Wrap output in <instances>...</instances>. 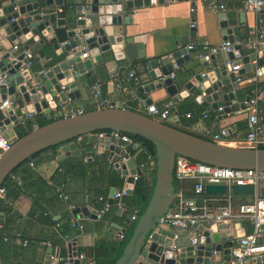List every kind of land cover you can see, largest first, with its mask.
I'll return each instance as SVG.
<instances>
[{
    "label": "water",
    "instance_id": "95a60500",
    "mask_svg": "<svg viewBox=\"0 0 264 264\" xmlns=\"http://www.w3.org/2000/svg\"><path fill=\"white\" fill-rule=\"evenodd\" d=\"M87 1L90 7L84 17L88 19V22L75 21L74 27L66 31L67 38L74 41L59 49L52 30L65 26L62 18L63 12H61L65 0H0V39L5 37L11 46H15L16 42L25 44L31 40L34 43L40 36L57 51L58 59L62 58L49 68L45 79L40 81L35 90L33 85L38 79L31 73V70L18 72L22 54L13 55L0 49V90H4L0 93V103L18 94V105L26 113L47 115L57 100L65 102V98H68L69 101H73L79 97L74 79L90 71L92 64L101 60L100 54L107 52L121 68L135 64L146 66L145 75L149 84L145 87H137V93H150L154 89L164 87L167 96L176 95L173 80L169 78V75L173 71L172 66L179 68L190 61L191 51L185 50L187 41L181 39L176 42L173 51L160 59L154 57L146 59L142 53L145 35L126 36L125 27L130 24V18L126 12L155 4L187 0ZM53 7L57 10H53ZM80 9L81 7L75 8L76 16L79 15ZM256 18L260 26L264 27V10L256 13ZM217 21L221 34L225 36V41L232 43L238 40L237 29L244 24V14H237L235 17L234 12H222L217 15ZM36 44L38 45L39 42ZM81 46H85L88 50V60L79 58L82 51H77L79 50L77 48ZM232 54L240 57L243 71L254 69L250 63L255 61L256 55L242 57L239 47H233ZM232 54L224 56L218 53L201 59L199 61L201 66L209 67L210 72L202 76L194 75L195 83H186L184 86L189 92L198 89L202 96L197 95L195 99L209 104L210 109L219 117L232 104L233 97L225 91L228 85L225 66L216 65V60L221 59L224 63L226 59H231ZM260 55L264 58V47ZM261 64L262 60L258 59L257 65L261 66ZM70 67L75 71L73 75ZM155 81L157 82L153 85ZM86 86L87 84L83 83V87ZM61 87H65L68 91L65 94L62 93ZM49 100L52 102L48 106L46 102ZM144 105L147 112L154 109L148 100L144 101ZM68 107L70 109L69 105ZM218 108L219 111H217ZM257 119L258 124L264 126V103L257 111ZM21 121L22 117L18 116V112L12 108L0 111V133L11 130L16 123ZM111 132L128 134L148 141L153 147L154 161L153 183L149 199L139 213L129 237L123 242V248L113 264H141V260L152 264H209L211 251L219 252L226 263L229 256L228 250L225 249L232 246L234 238L244 235L238 224L233 225L232 231H227L222 224L211 225L208 232H203L202 227L197 225V231L201 232L198 245L194 247L187 245L174 256L169 252L168 242L156 231L159 219L166 213L171 200L175 197L172 181L174 157H183L215 168L264 173V149L215 144L160 123L146 114L109 103L104 109L87 111L74 118L53 120L15 139L8 150L0 155V186L16 167L48 148L58 149L57 161L68 156L79 157L80 153L76 151L78 144L76 140L88 134L98 133L101 136L97 138L96 147L90 152L97 155L107 152L106 159L110 163L109 169L114 175L123 178V187L126 189V195L129 196L133 183L132 177H140L141 171L137 163L126 155L123 156V163H119L121 149L118 142L117 144L110 143L108 136ZM114 191L115 189L112 188L107 198L109 203H112L111 197ZM204 192L208 195H222L224 187L206 185ZM231 193L234 196H248L250 188L232 186ZM259 197L264 198V189H260ZM136 209L137 207L134 210ZM78 212L83 216H91V213L84 208L74 210L75 214ZM116 213L121 219L128 215L127 210H116ZM75 256V253H69L67 264H80ZM259 260L264 261V256Z\"/></svg>",
    "mask_w": 264,
    "mask_h": 264
},
{
    "label": "crops",
    "instance_id": "0c3cea01",
    "mask_svg": "<svg viewBox=\"0 0 264 264\" xmlns=\"http://www.w3.org/2000/svg\"><path fill=\"white\" fill-rule=\"evenodd\" d=\"M224 5V12H234L244 14V24L237 29L238 39H246L248 32L252 29H258L264 32V27L260 26L256 13L243 10V0H218ZM89 4L87 0H65L63 6L64 27L54 28L52 35L56 43L70 42L66 36V31L74 27L77 21L75 8ZM193 8L194 11L189 10ZM57 10L56 8H52ZM58 12H60L58 10ZM78 12V11H77ZM219 13L208 12L203 9L200 0H187L181 2H168L167 4L152 5L141 7L126 12L130 18V24L125 27L126 36L145 35L143 42V57L160 59L167 55L176 46V42L181 39L187 41V45H193L195 49L190 54V61L183 64L179 68L173 67V84L176 89V95L167 96L164 87L154 89L150 93H137L136 88L139 86H147L149 84L145 75L144 66L135 64L134 66L121 68L115 63L110 53H101V60L92 64L91 70L85 72L84 75L74 79V83L79 93V97L64 104V108L50 109L47 115L43 113L33 115L31 120H22L15 124L11 130L4 132L6 136L16 139L15 128L19 125L20 130L31 129V123L36 125L43 124L49 120H57L63 117V113L69 110L90 108L88 103L93 92L100 93L109 103L114 106L121 105L127 107L137 113L146 114V106L144 101H150L154 109L161 110L168 101H173L171 113L178 116V122L174 124L177 128L203 137V131L216 133L219 129H226L228 138L242 136L246 127V112L243 111L241 102L248 96L250 84L247 82L254 70L243 71L239 74L244 80L241 84L232 83L228 74L227 67L221 59L216 60V65L225 66L226 78L228 85L225 91L230 93L236 104H230L222 113L217 116L204 101H197L195 97L200 91L194 89L189 92L185 90L186 83H195L194 75L201 73L207 74L210 68H203L200 60L196 55L199 53V46L203 43L209 45H219L225 36L221 34L218 25L217 15ZM193 27H189L190 24ZM53 28V26H51ZM39 44L37 45L36 43ZM18 51L13 52L17 55L24 49H30L34 55L31 73L37 77V73L45 68H51L53 64L60 61L59 55L52 45L40 37L36 42L31 40L25 44L15 43ZM11 47L6 38L0 39V49L8 51ZM264 45L260 48L256 55L254 69L259 68L257 60H262L261 66L264 67V58L260 55ZM177 48V47H176ZM80 51L85 46L77 48ZM242 57L253 55L246 49H241ZM42 59L48 60L43 63ZM89 56L87 59L88 60ZM231 60L235 63L240 62V57L232 54ZM252 62L250 63V65ZM133 72L138 77V82L134 83L128 78V73ZM157 81L153 82L156 83ZM83 83L87 86L83 87ZM257 86L264 90V74L257 78ZM4 90H0L3 93ZM178 96L179 98H177ZM14 98L19 101L18 94L7 98ZM264 103V94L260 95L257 100V111ZM21 112H24L21 107ZM93 110V109H92ZM189 113L190 117L185 119L183 115ZM147 115V114H146ZM32 130V129H31ZM97 133L82 136L76 140V151L80 153L79 157H64L57 161L58 149L53 156L51 152L39 153L34 159L20 164L14 169L13 175L17 183L6 187V207L0 208L1 212V230L0 233L7 237L18 235L20 239L27 242L25 246L14 243H0V264H56L49 260L50 256L67 260L69 253L80 254L84 260L80 264H95L93 261L94 253L100 259H116L119 251L123 246V240L118 239L120 233L124 238L129 233V229H123L121 218L116 210L110 209L105 213L101 220L86 223L81 231L70 227V223L83 216L80 212L74 213L75 209L84 208L88 212L90 209L98 207L96 198L101 196L108 198L112 188L117 190V185L123 187V178L111 173L107 161V152L97 155L91 153L90 150L96 147ZM110 143L117 144L110 136ZM128 158L134 160L137 164L143 161L140 147L137 145L127 146ZM29 162L33 165L30 167ZM128 177V176H127ZM131 185L129 196L123 198L127 214L135 211L137 217L139 208L132 206V194L135 183L150 189L153 183L152 169L145 168L141 170V176ZM189 184L184 182L180 185L184 194H188ZM58 192H62L67 196V203L60 200ZM251 196H235L233 203H247ZM69 204L72 209H67ZM127 204V205H126ZM168 210V209H167ZM136 222V221H135ZM134 222V223H135ZM133 223V224H134ZM131 224V227L133 226ZM239 229L247 234L249 232L248 223L244 220L238 221ZM130 227V228H131ZM156 231L161 235H169L171 229L165 227H156ZM239 231V230H238ZM65 237V238H64ZM180 249L188 245L187 239L182 235L178 241ZM228 250V249H225ZM214 259L217 263L224 264L223 256L218 254ZM258 259V258H256ZM254 259L246 264H264V261ZM141 264H152L145 260H141Z\"/></svg>",
    "mask_w": 264,
    "mask_h": 264
},
{
    "label": "built area",
    "instance_id": "2783aa9c",
    "mask_svg": "<svg viewBox=\"0 0 264 264\" xmlns=\"http://www.w3.org/2000/svg\"><path fill=\"white\" fill-rule=\"evenodd\" d=\"M200 3L204 10L213 13H222L226 10L223 4L218 0H200ZM89 4L81 6L80 13L76 20H83L88 22V19L84 17L86 11L89 10ZM243 10L247 12L258 13L264 10V0H243ZM193 12L194 9L189 10ZM189 27H193L191 23ZM70 42H62L58 44V48L62 49L68 46ZM264 45V32L258 29H252L248 32V37L246 39H238L229 43L223 40L219 45H209L203 43L199 46V53L196 55L198 60H201L208 56H213L215 54L229 55L233 53V47H239L240 49H246L250 51L253 55H257L260 48ZM195 47L193 45L185 46V50L193 51ZM18 51L17 46H11L8 49V53ZM81 54L79 58L85 60L88 58L85 49H81ZM22 54V60L18 68V72H24L31 70L33 66L34 55L30 50L24 49L20 51ZM19 53V54H20ZM48 60L42 59L43 63H47ZM256 62L252 61L251 65H255ZM224 65L228 68V74L231 77L232 83L241 84L244 80L241 78L239 72L242 67L239 63L233 62L231 59H226ZM146 66H144L145 70ZM71 74L73 75L75 71L70 67ZM254 72L247 82L250 84V89L248 92L247 100L241 102L242 109L246 112V128L242 136H235L233 138H228L227 130L222 128L216 133H210L206 130L203 131V138L215 143V144H225L233 145L235 147H242L248 149H259V147L264 146V126L258 124L257 119V100L258 97L264 94L259 86H257L256 81L261 75L264 74V67L253 69ZM49 71V68L42 69L37 75V83L33 85V89L37 90L40 81L45 79V74ZM201 76L203 73L200 74ZM128 78L134 83L138 82V77L133 73H128ZM169 78L172 79L173 75L170 74ZM60 91L66 93L68 89L61 87ZM202 96V94H201ZM51 100L46 102V105L51 104ZM70 102L68 98H65V102L57 100L53 108H64V104ZM90 108L93 110L104 109L109 105L108 100L102 97L97 92H93L88 101ZM173 101H168L161 110L153 109L147 112L149 118H152L160 123L174 125L178 122V116L173 115L171 110L173 108ZM232 104H236L233 100ZM12 108L18 112V116L22 117V120H31L34 113L21 112V107H19L18 102L14 99H6L0 103V111ZM220 109L218 108L217 111ZM85 111L82 109H76L65 111L62 118H74L75 116L82 115ZM185 119L190 117L189 113L183 115ZM37 128L35 122L31 123V129ZM101 136V134H99ZM109 136L116 142L119 143V148L121 149V155L119 157V163H123V156H127L126 147L137 145L140 147V152L143 156V161L137 164L138 169L141 171L145 168L153 170L154 161L150 154L142 150L141 146L134 142L130 137L125 134H120L118 132H111ZM14 141L9 136L0 133V155L8 150L11 143ZM128 157V156H127ZM33 164L29 162L31 167ZM9 177V183H17L14 175ZM137 177L133 176V182L136 181ZM172 181L175 184L174 199L168 207V210L159 219L157 227H165L171 229L169 235H162V238L168 242V249L172 256L179 253L180 247L178 241L183 235L188 242L189 246H196L199 243L201 232L197 231L196 226L200 225L203 232H208V228L211 225H224L227 231L233 230L234 223L238 221H246L249 226V232L244 234L242 237L234 238L232 241V246L228 248L229 260L225 264H246L252 260L258 258L260 259L264 256V198L259 197L260 189H264V173L250 171V170H230L225 168H215L206 166L197 162L190 161L183 157L175 156L172 169ZM188 183V194H184L180 185L182 183ZM206 185H222L224 187V193L222 195H208L204 192V187ZM232 186H248L250 188L249 202L234 204L233 200L235 196L231 193ZM126 196V189L121 187L114 191L111 197L112 203L108 202L107 198L97 197L96 203L98 207L96 209H90L91 216H81L78 219L70 223V227L82 230L83 225L86 223L96 222L102 219L103 215L107 213L110 209L114 210H126L123 198ZM58 197L60 200L67 203V196L58 192ZM6 188L0 186V208L6 207ZM67 209L71 210L72 207L66 204ZM137 219V213L135 211L131 212L124 219H121L123 229H129L131 224H133ZM1 220V212H0ZM1 230V224H0ZM65 238V237H64ZM118 239L121 241L124 239L122 233L118 235ZM0 243H14L21 246L27 244L26 241L20 239L18 235L13 237H7L0 233ZM219 252L211 251L209 257V264H220L214 259ZM75 259L83 261L82 255L77 254ZM49 260L54 261L56 264H67V260L60 259L57 257L50 256Z\"/></svg>",
    "mask_w": 264,
    "mask_h": 264
},
{
    "label": "trees",
    "instance_id": "16d2710c",
    "mask_svg": "<svg viewBox=\"0 0 264 264\" xmlns=\"http://www.w3.org/2000/svg\"><path fill=\"white\" fill-rule=\"evenodd\" d=\"M99 95H100V93H99ZM87 111H92V109L91 108H88V109H86L85 112H87ZM51 121H53V120H49V121H47V122H45L43 124H38L37 127L42 126V125H44L46 123H49ZM166 125H168L170 127H174L177 130H179V131L185 132V131L177 128L174 125H169V124H166ZM19 127L20 126L17 125L16 128H15V130H14L15 131V134H16V139L21 138L22 136L26 135L27 133H29L31 131L30 128H27V130H20ZM185 133H188V132H185ZM188 134H190V133H188ZM125 135H127L128 137H130L134 142L138 143L141 146L142 150L146 151L153 158V147H152V145L148 141H145V140H143V139H141L139 137L131 136V135H128V134H125ZM190 135H193V134H190ZM193 136H195V135H193ZM196 137L201 138V139H205V138L200 137V136H196ZM259 149H264V146L259 147ZM47 151L51 152V154L54 156L55 153H56V147L48 148V149H46V150H44L42 152H47ZM42 152H40V153H42ZM38 154L30 157L25 162L31 161ZM13 173H14V171H12L10 173V175H13ZM8 178L9 177H6L4 179V181H3V183H2L1 186H4L6 188L9 185H14V183H9V181H8L9 179ZM173 186H174V189H175V184L174 183H173ZM120 188H121V186H120V184H118L117 185V189H120ZM149 196H150V189H145L143 186L139 185V183L136 182L135 185H134V188H133V194H132L133 201H132V206H135V207L139 208V213H140L144 209L145 205L147 204V201L149 199ZM132 227L129 228V233L123 239V241H126L127 238L129 237V234H130V231H131ZM122 248H123V246H122ZM122 248H121V250H122ZM93 261L95 262V264H113L114 263V259H100V258H98V256H97L96 253H94V255H93Z\"/></svg>",
    "mask_w": 264,
    "mask_h": 264
},
{
    "label": "rangeland",
    "instance_id": "374dc122",
    "mask_svg": "<svg viewBox=\"0 0 264 264\" xmlns=\"http://www.w3.org/2000/svg\"><path fill=\"white\" fill-rule=\"evenodd\" d=\"M229 146H233V145H229Z\"/></svg>",
    "mask_w": 264,
    "mask_h": 264
}]
</instances>
